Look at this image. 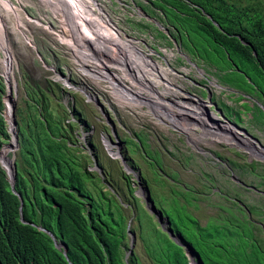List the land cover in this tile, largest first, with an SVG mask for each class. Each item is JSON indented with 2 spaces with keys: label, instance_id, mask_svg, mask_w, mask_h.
Wrapping results in <instances>:
<instances>
[{
  "label": "trees",
  "instance_id": "1",
  "mask_svg": "<svg viewBox=\"0 0 264 264\" xmlns=\"http://www.w3.org/2000/svg\"><path fill=\"white\" fill-rule=\"evenodd\" d=\"M146 1L160 10L169 37L187 55L213 66L228 87L233 83L221 71L246 77L264 99V0ZM24 85L26 99L14 123L13 188L19 197L0 165V264H141L133 249L124 258L128 233L134 232L152 264H188L185 246L196 264H264V232L239 205L199 223L188 210L187 188L173 184L165 194L162 182H154L151 187L169 200L167 212L141 176L148 201L183 245L174 243L134 193L129 175L121 174L119 182L90 169L52 84ZM4 89L0 77V145L9 133L1 114ZM247 212L253 214L252 207Z\"/></svg>",
  "mask_w": 264,
  "mask_h": 264
},
{
  "label": "rangeland",
  "instance_id": "2",
  "mask_svg": "<svg viewBox=\"0 0 264 264\" xmlns=\"http://www.w3.org/2000/svg\"><path fill=\"white\" fill-rule=\"evenodd\" d=\"M50 1L10 0L7 3L0 0V77L3 82L2 61L7 53L11 60L10 95L13 98L15 126V110L23 108L26 99L24 84L28 81L44 88L51 83L50 92L58 95L57 101L67 110V121L71 120L74 125L77 143L87 153L90 169L95 170L101 178L106 172L108 179L115 178L121 182V174L129 175L134 181V193L139 189L138 180L146 195L145 185L141 183L142 176L150 185L156 205H163L167 212L170 211L166 204L169 200H162L160 193L151 187L154 182H162L161 190L165 194H168V186L173 184L187 188L189 194L186 197L192 199L187 205L188 210L199 223H204L208 216L216 214L220 208L236 203L264 232V157L253 155L242 144L207 141L198 132H195L196 139L192 144L188 140L189 133L184 132L192 129L178 130L166 126L154 117L146 105L128 97L123 101L105 76L102 65L82 55V48L75 51L58 40L61 37L69 38L72 28ZM96 2L97 9L108 16L121 38L131 39L145 54L153 49L155 53L150 57L163 64L164 57L173 69L171 74L177 85L205 100L209 95V109L219 120L222 121L223 117L233 123L264 149V118L258 115L261 112L264 114V99L255 94L252 81L237 73L221 71V77L228 78L235 89L220 83L213 66L193 59L169 37L167 26L162 23V13L158 8H151L148 1ZM136 8L148 14L147 17L143 14L144 19H140L133 12ZM90 12L93 14L92 9ZM46 24L50 27L44 28ZM113 51L116 53V49ZM102 56L108 61L106 54ZM187 60L195 65L189 64ZM107 65L110 71L120 75L117 65L108 62ZM57 75L66 77L72 86L67 85L65 79L58 80ZM208 81L221 88L210 85ZM124 84L136 88L127 77L124 78ZM6 90L7 87L2 97L1 114L7 129L4 103ZM85 92L95 101L89 100ZM73 112H77V115ZM7 134L8 138L1 143L0 149L10 141V135ZM108 138L117 146L118 154H111L114 150L106 145ZM141 148L147 156L142 155ZM16 151L17 137L16 146L8 152L13 164L17 159ZM121 160L132 173L124 171ZM247 207H252L253 214H248ZM130 239L139 262L152 264L144 254L135 232L128 233V243Z\"/></svg>",
  "mask_w": 264,
  "mask_h": 264
},
{
  "label": "bare ground",
  "instance_id": "3",
  "mask_svg": "<svg viewBox=\"0 0 264 264\" xmlns=\"http://www.w3.org/2000/svg\"><path fill=\"white\" fill-rule=\"evenodd\" d=\"M10 1V0H2ZM80 1H85L82 3ZM54 6L69 22L72 33L69 38L61 39L79 51L82 48V55L91 59L95 64L104 67L105 76L110 81L113 89L120 93L119 98L123 101L128 97L130 100L146 105L154 117L166 126L178 130L192 129L188 140L194 144L195 132L207 141L233 142L242 144L253 155L264 157V149L255 145L254 140L248 136H242L233 124L228 121H220L210 111L211 102L190 94L181 85H177L172 77L173 71L167 61L164 64L153 60L148 54L141 51V48L133 44L129 39H123L118 35L117 28L104 12L97 9V2L94 0H52ZM92 9L93 14L90 12ZM116 49V53L113 51ZM153 53L152 50H149ZM6 53V52H5ZM106 54L108 61L102 56ZM107 62L117 65L120 75L109 70ZM3 63V76L6 82V103L5 116L8 120L10 141L0 150V164L10 174L11 158L8 152L14 149V121H13V98L10 95V73L11 60L6 53ZM10 69V71H9ZM6 74V72H8ZM129 78L136 88L126 86L124 78ZM57 79H65L66 84L72 86L66 77L57 75ZM76 88V87H74ZM86 93V92H85ZM86 95H88L86 93ZM89 100L95 101L94 97L88 95ZM13 122V125L11 124ZM196 130V131H195ZM192 133V134H191ZM105 144V143H104ZM106 145L114 150L112 155L118 154L117 146L110 139ZM194 264V263H191Z\"/></svg>",
  "mask_w": 264,
  "mask_h": 264
},
{
  "label": "water",
  "instance_id": "4",
  "mask_svg": "<svg viewBox=\"0 0 264 264\" xmlns=\"http://www.w3.org/2000/svg\"><path fill=\"white\" fill-rule=\"evenodd\" d=\"M252 53H253V55H254V52H252ZM3 81H4V83L6 84L4 78H3ZM7 124H8V120H7ZM11 124L13 125V122H11ZM7 131H8V130H7ZM14 146H16V134H15V132H14ZM260 159H261V158H260ZM121 163H122V166H123V169H124L125 172H131V170H130L128 167L125 166L123 160H121ZM0 165H1V164H0ZM1 167H2V166H1ZM2 168H3V167H2ZM93 168L95 169L96 167L94 166ZM3 170L5 171V174H6V176H7V179H8V181H9V185H10V189H11V191H12L13 193H15V194L19 197L18 193H17V192L14 190V188H13V181H14V164H13V161L11 160V172H10V174H9L4 168H3ZM131 173H132V172H131ZM133 175H135V173H133ZM232 178H233V176H232ZM233 179H234V178H233ZM136 181H137L138 188H139V189L136 191V194L139 195V197H141V198L143 199L145 209L148 211V213H150L151 215L154 216V218H155L156 222L159 224L161 230L167 232L169 238H170L174 243H176V244L179 245V246H182L183 244L180 242V238H179V236L173 234L171 231H169V230L166 228V226H167V225H166V224H167V222H166V218L163 217L162 214H161V212H160L159 210H157V209L154 207V205H153V203H152L151 201H148V194H147V193H146V195L143 194V189L140 187V185H139V184H140L139 181H138V180H136ZM48 234L51 236V234H50L49 232H48ZM51 237H52V236H51ZM131 237L133 238V234H131ZM55 245H56V247H61V248H62V252L65 253V246H64L63 244H61V243H56ZM184 249H185V251H186V256H187V258H188V260H189L188 264H191V263L196 264V263L193 261V257H192V255L190 254L188 248L185 246ZM131 250H132V244H131V239H130V241H129V243H128V252L125 254V257H124V258H126L127 254H128Z\"/></svg>",
  "mask_w": 264,
  "mask_h": 264
},
{
  "label": "clouds",
  "instance_id": "5",
  "mask_svg": "<svg viewBox=\"0 0 264 264\" xmlns=\"http://www.w3.org/2000/svg\"><path fill=\"white\" fill-rule=\"evenodd\" d=\"M97 1V0H96ZM138 10H139V17H140V19L142 18V19H144V17L146 16L147 17V15L144 13V11H142L141 12V10L139 9V8H137ZM145 16H144V15ZM108 17V16H107ZM155 24L156 25H158L159 27H162L159 23H157V22H155ZM44 27V26H43ZM50 27V26H49ZM116 27V26H115ZM44 28H46V27H44ZM167 32V31H166ZM61 39H63L62 37L61 38H59L58 40L60 41V42H63ZM131 40V39H130ZM63 43H65V42H63ZM176 44H177V42H176ZM149 50H152L153 51V53H155V51L153 50V49H149ZM149 50H148V56H150L152 53H150L149 52ZM190 58V57H189ZM191 60V59H190ZM188 61V63L189 64H192V65H195L194 63H192V62H189V60H187ZM214 68V67H213ZM215 69V68H214ZM218 73V72H217ZM2 76H3V74H2ZM218 76H219V73H218ZM218 76H217V80H218ZM3 78H4V76H3ZM219 81V80H218ZM4 82V81H3ZM209 83H210V85H213V86H216V87H220L221 88V86H219L218 84H215L214 82H211V81H208ZM220 82V81H219ZM221 83V82H220ZM4 85H5V83H4ZM224 85V84H223ZM226 86V85H225ZM228 87V86H227ZM5 88H6V86H5ZM208 100H209V95H208ZM210 101V100H209ZM5 103V102H4ZM231 124H233V123H231ZM8 125V124H7ZM234 125V124H233ZM235 126V125H234ZM8 127V126H7ZM236 127V126H235ZM237 128V127H236ZM242 131V134H244V135H246V136H248L246 133H245V131H243V130H241ZM249 137V136H248ZM250 139H251V137H249ZM252 140H254V142H255V139H252ZM258 144V143H257ZM256 145V144H255ZM256 146H258V145H256ZM259 147V146H258ZM256 159V158H255ZM260 159V158H259Z\"/></svg>",
  "mask_w": 264,
  "mask_h": 264
},
{
  "label": "built area",
  "instance_id": "6",
  "mask_svg": "<svg viewBox=\"0 0 264 264\" xmlns=\"http://www.w3.org/2000/svg\"><path fill=\"white\" fill-rule=\"evenodd\" d=\"M80 2H82V3H85V1H80ZM137 10V11H136ZM136 10L135 11H133L135 14H137L138 16H139V10L136 8ZM44 27H49V25L48 24H46V25H43ZM118 32V31H117ZM118 35H119V33H118ZM150 57V56H149ZM162 59H163V61H164V57H162ZM154 60V59H153ZM157 61V60H156ZM170 67V66H169ZM173 70V69H172ZM173 72V71H172ZM221 115V114H220ZM223 120L222 121H224V120H226L225 118H223V117H221ZM221 121V120H220ZM227 121V120H226ZM229 122V121H228ZM230 123V122H229ZM174 128V127H173ZM238 129V128H237ZM239 130V129H238ZM239 131H241V130H239ZM240 133H242V132H240Z\"/></svg>",
  "mask_w": 264,
  "mask_h": 264
}]
</instances>
